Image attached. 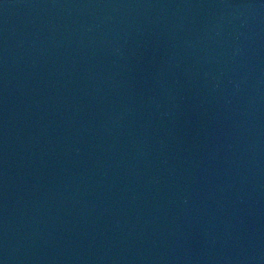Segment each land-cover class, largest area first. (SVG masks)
Returning a JSON list of instances; mask_svg holds the SVG:
<instances>
[{"label":"water","instance_id":"95a60500","mask_svg":"<svg viewBox=\"0 0 264 264\" xmlns=\"http://www.w3.org/2000/svg\"><path fill=\"white\" fill-rule=\"evenodd\" d=\"M0 264H264V0H0Z\"/></svg>","mask_w":264,"mask_h":264}]
</instances>
